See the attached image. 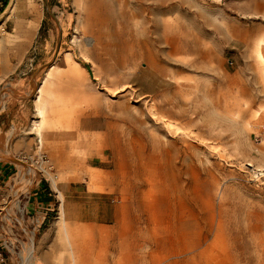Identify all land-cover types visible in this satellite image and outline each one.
Returning a JSON list of instances; mask_svg holds the SVG:
<instances>
[{"label":"rangeland","instance_id":"obj_1","mask_svg":"<svg viewBox=\"0 0 264 264\" xmlns=\"http://www.w3.org/2000/svg\"><path fill=\"white\" fill-rule=\"evenodd\" d=\"M2 165L0 264H73L87 210L131 264H264V0H9Z\"/></svg>","mask_w":264,"mask_h":264},{"label":"crops","instance_id":"obj_2","mask_svg":"<svg viewBox=\"0 0 264 264\" xmlns=\"http://www.w3.org/2000/svg\"><path fill=\"white\" fill-rule=\"evenodd\" d=\"M8 166H0V175L6 174ZM51 188L43 180L36 181L30 189L29 201L36 208L52 210L53 197ZM79 213V212H78ZM63 213L64 223L71 232H82V241L69 244L74 259L73 264H131L137 257L135 250L141 244L126 241L128 236L122 231L124 227L136 225L137 221H127L122 212L97 210ZM48 264V263H45Z\"/></svg>","mask_w":264,"mask_h":264},{"label":"bare ground","instance_id":"obj_3","mask_svg":"<svg viewBox=\"0 0 264 264\" xmlns=\"http://www.w3.org/2000/svg\"><path fill=\"white\" fill-rule=\"evenodd\" d=\"M140 46V45H139ZM195 51V50H194ZM150 69V68H149ZM66 72L72 76V77H75V70H74V67L69 63L67 64L66 66Z\"/></svg>","mask_w":264,"mask_h":264},{"label":"trees","instance_id":"obj_4","mask_svg":"<svg viewBox=\"0 0 264 264\" xmlns=\"http://www.w3.org/2000/svg\"><path fill=\"white\" fill-rule=\"evenodd\" d=\"M9 0H0V12H2L4 10V8L7 6Z\"/></svg>","mask_w":264,"mask_h":264}]
</instances>
